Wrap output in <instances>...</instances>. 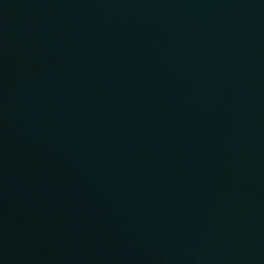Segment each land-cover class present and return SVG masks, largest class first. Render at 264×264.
<instances>
[{
    "label": "water",
    "instance_id": "1",
    "mask_svg": "<svg viewBox=\"0 0 264 264\" xmlns=\"http://www.w3.org/2000/svg\"><path fill=\"white\" fill-rule=\"evenodd\" d=\"M0 264H264V0H0Z\"/></svg>",
    "mask_w": 264,
    "mask_h": 264
}]
</instances>
